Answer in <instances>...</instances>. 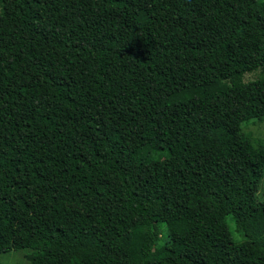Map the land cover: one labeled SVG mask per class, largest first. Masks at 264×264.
I'll use <instances>...</instances> for the list:
<instances>
[{
  "label": "trees",
  "instance_id": "trees-1",
  "mask_svg": "<svg viewBox=\"0 0 264 264\" xmlns=\"http://www.w3.org/2000/svg\"><path fill=\"white\" fill-rule=\"evenodd\" d=\"M191 1L0 0L9 252L264 264V142L243 131L264 119V74L244 81L264 68V0L188 34L176 9ZM228 172L235 187L217 199L209 174Z\"/></svg>",
  "mask_w": 264,
  "mask_h": 264
},
{
  "label": "rangeland",
  "instance_id": "rangeland-1",
  "mask_svg": "<svg viewBox=\"0 0 264 264\" xmlns=\"http://www.w3.org/2000/svg\"><path fill=\"white\" fill-rule=\"evenodd\" d=\"M256 0H192L191 2L180 6L176 9L178 20L181 22L186 33L191 34L199 29L215 24L234 14L240 13L250 7H253ZM264 74V68L259 65L257 68L248 71L244 75V81H251L259 78ZM243 131L248 134L255 142L261 140L264 142V119H253L250 122L243 124ZM226 178L225 183H217L218 178ZM209 177L215 186L214 192L217 199L229 193L235 186L234 182L237 179L235 172L213 174ZM228 198V196H227ZM3 215L0 211V264H29L26 257V250H18L9 252L8 230L2 224ZM232 230V229H231ZM234 238L236 234L232 230ZM240 237V236H239ZM140 244H132L131 250L137 251ZM176 248L173 245L160 246L152 253L153 259H159L175 253Z\"/></svg>",
  "mask_w": 264,
  "mask_h": 264
}]
</instances>
